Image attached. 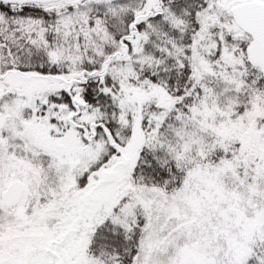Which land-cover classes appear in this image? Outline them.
I'll return each instance as SVG.
<instances>
[{"label":"snow or ice","instance_id":"6c2138e0","mask_svg":"<svg viewBox=\"0 0 264 264\" xmlns=\"http://www.w3.org/2000/svg\"><path fill=\"white\" fill-rule=\"evenodd\" d=\"M0 264H264V0H0Z\"/></svg>","mask_w":264,"mask_h":264}]
</instances>
